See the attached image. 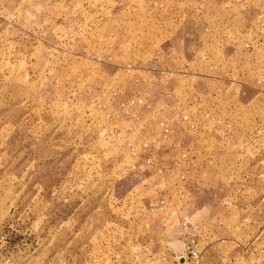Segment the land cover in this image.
I'll use <instances>...</instances> for the list:
<instances>
[{
  "label": "rangeland",
  "instance_id": "obj_1",
  "mask_svg": "<svg viewBox=\"0 0 264 264\" xmlns=\"http://www.w3.org/2000/svg\"><path fill=\"white\" fill-rule=\"evenodd\" d=\"M259 7L0 0V264H264Z\"/></svg>",
  "mask_w": 264,
  "mask_h": 264
},
{
  "label": "crops",
  "instance_id": "obj_2",
  "mask_svg": "<svg viewBox=\"0 0 264 264\" xmlns=\"http://www.w3.org/2000/svg\"><path fill=\"white\" fill-rule=\"evenodd\" d=\"M207 8V10H206V14H207V18H206V20H208V22H207V25H208V29L207 30H210V32L208 33V34H210V35H212V39H211V41H210V43L209 44H207L208 45V49H209V54H210V59H211V61L210 62H216L218 59H220L221 57L219 56V55H214V53L212 54L211 53V47H213V40H214V38H216V36H215V33L214 32H218V31H221V30H223V29H225V28H227V27H231V25L233 24V25H235L237 28V30L239 29L240 30V26L241 25H244V22H246L245 20H246V18L245 19H240V16H242L241 14H240V11H237L236 9H234V8H231V9H229V10H227V9H225L224 7H222V9L218 12V11H216L215 9H212L213 7H209V6H207L206 7ZM259 9H261L260 7L257 9V8H255V9H253V10H251V11H253V14H255V13H257L258 12V10ZM233 13V14H232ZM234 13H237L238 14V18L239 19H237V17H235L234 16ZM241 13H245V15H246V13L247 12H241ZM222 15V16H221ZM225 16V17H224ZM254 17H255V15H254ZM221 18H223V19H221ZM223 21V22H221V21ZM248 23V22H247ZM251 23H253V21L251 22ZM169 24H170V22H169ZM203 24H205V22H202V21H200V25H199V27H198V25H197V23L196 22H193L190 26L188 25V22H187V24H183L184 26H182V27H178L179 29H180V31H182V30H186L187 32H189L190 34L188 35V36H186V38L188 39V41L190 42V43H197L196 42V38H195V40L193 41L192 40V38H194L195 36H197L198 35V33H200V36H201V32H200V30H201V28H202V25ZM254 24V23H253ZM245 28L247 27V26H244ZM177 28V27H176ZM242 28V27H241ZM245 28H243V31L242 32H244V30H245ZM196 29V30H195ZM228 30V29H227ZM226 30V31H227ZM239 30H238V32H239ZM242 30V29H241ZM233 31H235V29H233ZM240 33L241 35H243L244 33ZM224 34H227L226 32L224 33ZM169 36H168V38H166V39H170L172 36H173V34H172V36H171V33H169L168 34ZM234 35V34H233ZM171 36V37H170ZM170 37V38H169ZM184 40V39H183ZM182 40V41H183ZM176 41V40H175ZM221 41H223L224 43H227V42H229V44H232V42H230V40H228L227 39V37H223L222 38V40ZM231 41H235L234 39H231ZM165 42H166V40H165ZM171 42H173V41H171ZM177 42V44L180 42H178V41H176ZM146 52H144L143 53V55L144 56H147V54H148V56L149 57H152L153 55H154V53L155 52H152V51H149L148 53H146ZM212 57V58H211ZM218 58V59H217ZM209 59V60H210ZM213 72H214V70H213ZM240 94H243V95H245L244 94V92H240ZM232 106V105H229V104H224V107H226V106ZM234 105V104H233ZM238 106H241V109L243 108V107H245V105L244 104H242V103H238ZM235 109H237V106L235 107ZM207 197V196H206ZM207 212L208 211H202V210H200V211H197V214H196V216L198 215V216H202L203 217V215L204 214H207Z\"/></svg>",
  "mask_w": 264,
  "mask_h": 264
},
{
  "label": "built area",
  "instance_id": "obj_3",
  "mask_svg": "<svg viewBox=\"0 0 264 264\" xmlns=\"http://www.w3.org/2000/svg\"><path fill=\"white\" fill-rule=\"evenodd\" d=\"M238 2H242L243 0H237ZM256 20L259 24L258 27V32L253 31V30H248L247 31V39L245 40V47L247 50L254 51L257 48L264 47V10L261 8L258 10L257 15H256ZM262 80H258V82H261ZM223 130H227L226 126L222 127ZM183 157H186L184 155ZM161 209L164 208V202L161 203L160 205ZM187 256L190 261L194 263H199L201 259V253L198 251V249L194 246L191 245L188 248V253Z\"/></svg>",
  "mask_w": 264,
  "mask_h": 264
}]
</instances>
